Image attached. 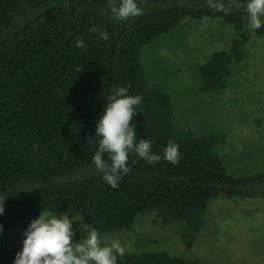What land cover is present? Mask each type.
I'll return each instance as SVG.
<instances>
[{
	"label": "trees",
	"instance_id": "16d2710c",
	"mask_svg": "<svg viewBox=\"0 0 264 264\" xmlns=\"http://www.w3.org/2000/svg\"><path fill=\"white\" fill-rule=\"evenodd\" d=\"M109 2L0 0V193L29 190L5 194L0 264H13L25 229L41 211L80 216L101 236L132 229L138 216L155 214L163 225L180 224L189 246L217 197L264 198V170L232 173L218 147L222 134L199 132L188 118L176 122L178 99L151 81L143 60L144 48L183 20L219 19L236 35L197 65V79L201 92H223L251 38L243 8L225 15L207 0H137L142 13L118 20ZM103 32L107 39H101ZM254 33L264 37V26ZM78 39L85 48L75 46ZM118 86L142 97L132 120L137 140H151L153 152L162 154L171 139L181 157L176 164H149L132 153L128 172L112 188L94 169L92 139H98L95 122L107 96ZM117 264L198 262L143 251L126 252Z\"/></svg>",
	"mask_w": 264,
	"mask_h": 264
},
{
	"label": "rangeland",
	"instance_id": "374dc122",
	"mask_svg": "<svg viewBox=\"0 0 264 264\" xmlns=\"http://www.w3.org/2000/svg\"><path fill=\"white\" fill-rule=\"evenodd\" d=\"M246 29L251 34L246 58L221 93L201 92L197 79V65L227 48L236 35L219 19H185L143 50L151 81L178 99L176 122L188 118L199 132L221 133L218 147L236 176L264 170V37H257L249 24ZM80 223L73 222L75 242L83 236ZM180 231V224L163 225L155 214H146L138 216L132 229L102 237L106 243L119 239L126 252L167 251L198 264H264V198L219 196L210 203L205 226L191 245L182 241Z\"/></svg>",
	"mask_w": 264,
	"mask_h": 264
},
{
	"label": "clouds",
	"instance_id": "9594fccd",
	"mask_svg": "<svg viewBox=\"0 0 264 264\" xmlns=\"http://www.w3.org/2000/svg\"><path fill=\"white\" fill-rule=\"evenodd\" d=\"M207 5L225 15L232 8H243L251 29L264 26V0H207ZM109 8L118 20L142 13L137 0H110ZM107 38V32L101 33V39ZM75 46L86 47L83 39H78ZM141 101L140 95L129 94L128 87L118 86L107 96L102 115L95 122L94 137L98 139H92L96 145L92 163L95 171L101 173V178L112 188H118L121 175L128 172V158L132 153L149 164L161 159L176 164L181 157L179 144L171 139L162 154L153 152L151 140L143 137L137 140L132 120L139 112L137 109ZM12 190L16 194L29 191H17L15 188L8 191ZM8 191L0 193V215L4 213ZM74 221H81L79 228L83 236L79 242L73 240ZM23 235L22 248L16 253L13 264H117L118 258H122L127 250L119 239L106 243L93 225L83 223V218L76 219L68 213L58 216L41 211L38 217L31 220Z\"/></svg>",
	"mask_w": 264,
	"mask_h": 264
}]
</instances>
